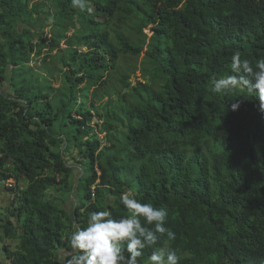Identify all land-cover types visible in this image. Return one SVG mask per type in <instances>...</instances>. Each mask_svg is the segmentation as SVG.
Returning <instances> with one entry per match:
<instances>
[{
    "label": "trees",
    "instance_id": "obj_1",
    "mask_svg": "<svg viewBox=\"0 0 264 264\" xmlns=\"http://www.w3.org/2000/svg\"><path fill=\"white\" fill-rule=\"evenodd\" d=\"M38 3L0 0L5 264H67L124 193L167 210L179 264H264V112L211 90L233 54L264 58V0Z\"/></svg>",
    "mask_w": 264,
    "mask_h": 264
},
{
    "label": "clouds",
    "instance_id": "obj_2",
    "mask_svg": "<svg viewBox=\"0 0 264 264\" xmlns=\"http://www.w3.org/2000/svg\"><path fill=\"white\" fill-rule=\"evenodd\" d=\"M73 8L87 9L86 0H71ZM89 12L91 9H87ZM231 72L225 78L214 81V93H227L241 84L255 93L258 108L264 112V58L258 59L255 67L239 53L231 57ZM233 110L238 105L234 104ZM120 205L129 213L113 218L110 210L89 214L86 227L78 228L70 236L72 249L67 264H138L145 248L154 247L148 258L149 264H179L177 251L171 247L176 234L167 229L166 209L142 203L131 194H121ZM166 234V239L161 237Z\"/></svg>",
    "mask_w": 264,
    "mask_h": 264
},
{
    "label": "rangeland",
    "instance_id": "obj_3",
    "mask_svg": "<svg viewBox=\"0 0 264 264\" xmlns=\"http://www.w3.org/2000/svg\"><path fill=\"white\" fill-rule=\"evenodd\" d=\"M41 1V0H40ZM33 2L35 3V2H39V0H33ZM39 4V3H38ZM47 32H48V29H46V35H47ZM50 37V34L48 33V38ZM61 47L62 48H65V46L62 44L61 45ZM41 63V61H37L36 62V65H35V62L32 64V66L33 67H36V66H39V64ZM138 75V74H137ZM54 85H55V87H58L59 86V82L58 81H54ZM99 138L100 139H102L103 138V135H99ZM77 166V165H76ZM79 171V170H78ZM78 174V172L76 171L75 172V175H77ZM14 184V181H12V180H10V181H7L5 184H0V208L2 209V210H4L5 209V207H8L10 204H11V202H12V200H13V194L12 193H10V192H8V191H6V188L7 187H10V186H12ZM95 189V188H94ZM93 189V190H94ZM94 196V195H93ZM15 247H16V244L14 243L13 244V247H12V249L14 250L15 249ZM3 252H2V246H1V243H0V264H2V263H6V261L4 260V257H3Z\"/></svg>",
    "mask_w": 264,
    "mask_h": 264
},
{
    "label": "crops",
    "instance_id": "obj_4",
    "mask_svg": "<svg viewBox=\"0 0 264 264\" xmlns=\"http://www.w3.org/2000/svg\"><path fill=\"white\" fill-rule=\"evenodd\" d=\"M1 190V189H0Z\"/></svg>",
    "mask_w": 264,
    "mask_h": 264
}]
</instances>
